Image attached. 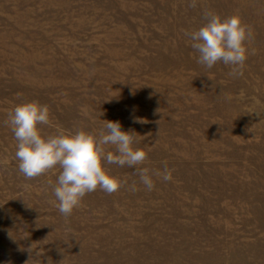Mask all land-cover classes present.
I'll use <instances>...</instances> for the list:
<instances>
[{
	"label": "rangeland",
	"instance_id": "1",
	"mask_svg": "<svg viewBox=\"0 0 264 264\" xmlns=\"http://www.w3.org/2000/svg\"><path fill=\"white\" fill-rule=\"evenodd\" d=\"M190 2L0 0V264H264V0ZM206 10L252 29L242 76L197 63ZM31 101L44 134L119 121L147 160L104 163L126 183L65 218L60 169L26 180L14 158L7 112ZM165 166L151 191L136 174Z\"/></svg>",
	"mask_w": 264,
	"mask_h": 264
},
{
	"label": "clouds",
	"instance_id": "2",
	"mask_svg": "<svg viewBox=\"0 0 264 264\" xmlns=\"http://www.w3.org/2000/svg\"><path fill=\"white\" fill-rule=\"evenodd\" d=\"M196 6L197 0H191L189 7ZM203 18L205 22L197 30L185 32L191 47L199 54L197 63L207 69L223 63L231 66L230 76H242L248 54L246 45L253 35L250 26L242 22L238 11L221 17L214 11L206 10ZM5 124L17 141L14 158L26 180L57 167L60 169L55 185L50 183L49 186L55 196L52 203L65 218L80 206L86 194L98 188L112 194L126 183L109 175L104 163L133 168L147 160V153L143 149L132 146L135 133L122 131L119 121H103L99 131H85L83 128L72 131L56 125L53 134H44L40 125L52 127L49 107L31 101L16 104L8 110ZM109 145L114 147V151L107 150L106 146ZM0 163L6 164L8 161L5 159ZM136 174L149 191L155 186L153 176L165 182L172 179V170L167 166L163 172L139 167ZM131 190L136 191L135 184Z\"/></svg>",
	"mask_w": 264,
	"mask_h": 264
}]
</instances>
